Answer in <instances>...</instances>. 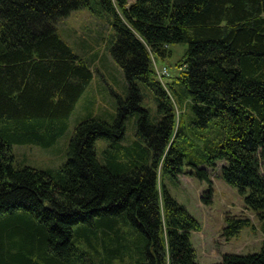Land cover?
<instances>
[{
  "label": "trees",
  "instance_id": "16d2710c",
  "mask_svg": "<svg viewBox=\"0 0 264 264\" xmlns=\"http://www.w3.org/2000/svg\"><path fill=\"white\" fill-rule=\"evenodd\" d=\"M84 9L110 18L129 95L114 124L77 126L59 170L16 167L13 146L54 145L95 79L58 30ZM180 44L174 75L159 80L152 59ZM219 162L264 232V0H0V264H199L191 234L202 226L159 175L177 179L187 163L210 206ZM225 221L226 241L256 230L249 216ZM219 264H264V241Z\"/></svg>",
  "mask_w": 264,
  "mask_h": 264
},
{
  "label": "rangeland",
  "instance_id": "374dc122",
  "mask_svg": "<svg viewBox=\"0 0 264 264\" xmlns=\"http://www.w3.org/2000/svg\"><path fill=\"white\" fill-rule=\"evenodd\" d=\"M133 1V0H131ZM93 16L88 10L72 12L69 17L58 24L61 37L85 58L95 74L90 87L77 103L72 113L66 132L51 147L38 144L14 145L16 167H33L40 170H59L68 160V151L75 129L79 124L94 115L109 124H114L117 118L120 98L129 95L123 70L112 59L108 45L114 31L107 20ZM188 49L187 44L173 45V57L166 60L153 58V64L159 80L173 74L177 63ZM169 79V78H168ZM170 81V80H169ZM164 82V81H163ZM166 82V81H165ZM144 107H149L155 114L157 105L152 94L147 92ZM180 113V108L178 109ZM132 123H135L133 128ZM133 130V131H132ZM137 118L134 116L128 122L127 135L135 137ZM109 141L100 139L96 147L99 161L105 164V154ZM224 163H218L215 170L209 169L213 179V203L208 206L202 202L210 186L189 174L191 168L185 163L183 172L177 179L169 175H159V185L168 192L180 205L201 224L202 230L192 232L191 242L197 253L199 264H219L227 254H253L261 250L264 232L255 215L244 206L243 197L238 190L228 184L222 177L220 169ZM245 215L254 220L256 230L245 228L241 234L226 241L222 236L225 228V217Z\"/></svg>",
  "mask_w": 264,
  "mask_h": 264
},
{
  "label": "crops",
  "instance_id": "0c3cea01",
  "mask_svg": "<svg viewBox=\"0 0 264 264\" xmlns=\"http://www.w3.org/2000/svg\"><path fill=\"white\" fill-rule=\"evenodd\" d=\"M134 1V0H133Z\"/></svg>",
  "mask_w": 264,
  "mask_h": 264
}]
</instances>
